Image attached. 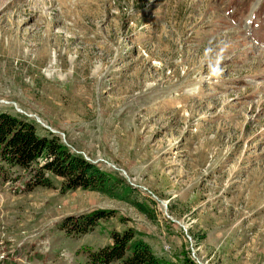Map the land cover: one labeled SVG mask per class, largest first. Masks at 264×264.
Listing matches in <instances>:
<instances>
[{"label": "rangeland", "instance_id": "obj_1", "mask_svg": "<svg viewBox=\"0 0 264 264\" xmlns=\"http://www.w3.org/2000/svg\"><path fill=\"white\" fill-rule=\"evenodd\" d=\"M0 111L148 208L51 173L28 189L0 156V264H92L126 229L161 264H264V0H0Z\"/></svg>", "mask_w": 264, "mask_h": 264}, {"label": "trees", "instance_id": "obj_2", "mask_svg": "<svg viewBox=\"0 0 264 264\" xmlns=\"http://www.w3.org/2000/svg\"><path fill=\"white\" fill-rule=\"evenodd\" d=\"M0 156L13 166L29 169L28 189L51 186L46 173L63 179L62 191L81 188L97 191L110 198L133 203L148 212L147 206L132 199V188L115 173L102 170L82 155L72 152L57 134L40 135L34 122L18 114L0 111ZM109 211L96 209L78 216L65 217L60 227L66 232L86 233ZM111 244L89 252L92 264H161L151 246L136 237L132 229L111 233Z\"/></svg>", "mask_w": 264, "mask_h": 264}, {"label": "water", "instance_id": "obj_3", "mask_svg": "<svg viewBox=\"0 0 264 264\" xmlns=\"http://www.w3.org/2000/svg\"><path fill=\"white\" fill-rule=\"evenodd\" d=\"M36 120H37V122L38 123H42V121L40 120V119H38V118H36ZM42 125L45 127V128H47L48 130H50L51 132H56L55 130H53L52 128H50L49 126H47V125H45V124H43L42 123ZM86 158V157H85ZM87 160H89L88 158H86ZM93 162V161H92Z\"/></svg>", "mask_w": 264, "mask_h": 264}]
</instances>
